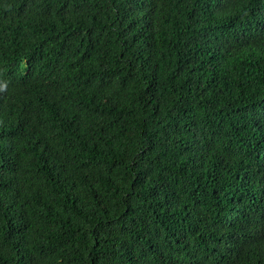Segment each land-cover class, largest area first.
<instances>
[{"label": "trees", "instance_id": "obj_1", "mask_svg": "<svg viewBox=\"0 0 264 264\" xmlns=\"http://www.w3.org/2000/svg\"><path fill=\"white\" fill-rule=\"evenodd\" d=\"M0 264H264V0H0Z\"/></svg>", "mask_w": 264, "mask_h": 264}]
</instances>
